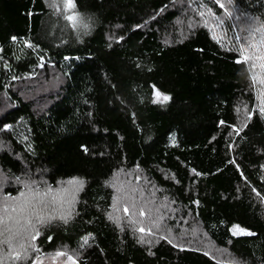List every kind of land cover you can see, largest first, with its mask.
Wrapping results in <instances>:
<instances>
[{
  "label": "trees",
  "instance_id": "1",
  "mask_svg": "<svg viewBox=\"0 0 264 264\" xmlns=\"http://www.w3.org/2000/svg\"><path fill=\"white\" fill-rule=\"evenodd\" d=\"M74 3L80 30L45 0H0V190L33 175L86 182L75 218L38 229L26 264L56 251L77 264H264V116L242 126L236 109L254 108L257 89L232 50L264 0H221L231 16L215 0ZM154 89L170 99L154 103ZM121 171L152 235L108 219Z\"/></svg>",
  "mask_w": 264,
  "mask_h": 264
},
{
  "label": "snow or ice",
  "instance_id": "2",
  "mask_svg": "<svg viewBox=\"0 0 264 264\" xmlns=\"http://www.w3.org/2000/svg\"><path fill=\"white\" fill-rule=\"evenodd\" d=\"M228 4H232L233 0H227ZM216 5L220 9H223L225 14L231 16L232 13L228 10L225 3H221V0H215ZM63 8L66 13L65 19L73 26L76 27L79 21V13L75 12V3L74 0H62ZM208 14L213 15L212 10H207ZM204 15V13H200ZM244 27L241 29V35L234 37L232 50L237 52L238 55L234 62L236 64H244L246 70L249 72L250 87L257 89V105L249 109L247 105H242L236 110L240 112L243 116V125L246 126L247 122L250 121L253 117V114L258 111L260 115L264 116V20L259 18L248 17L243 22ZM13 40L16 37H12ZM27 43V42H25ZM30 46V45H29ZM154 103H164L167 102L170 97L161 93L159 90L154 89ZM221 124H224L225 121H221ZM240 128H235L234 131L239 134ZM84 151H87L84 148ZM234 162V161H233ZM195 171V170H193ZM199 175V173H196ZM117 181L119 177L117 176ZM139 176L136 177V180L139 181ZM17 183H21V178H16ZM70 183L74 184L77 188V191H83L85 186V180L74 178ZM124 182L120 181L115 185V194L113 196V210L116 212V215H113L112 212L108 214V219L112 220L118 226L120 222L123 221L125 225L131 226L134 231H137L144 236H149L153 234V228H158L160 225L154 221L151 222L150 227L143 226L145 220L143 218L148 217L150 219L151 212L146 211L144 207L140 206V201L136 200L135 194L140 189L136 187H123ZM255 191V189H253ZM3 195V193H0ZM24 192H19V196L7 195L4 198L10 200H17L21 197H24ZM122 212V215L120 214ZM71 218V213L68 214V219ZM233 235H253L250 231L242 228L239 225H233L232 229ZM40 236V231L36 230L30 238V252L39 253V249L35 245L37 237ZM89 236H84L83 243L81 247L87 245ZM51 239V237H49ZM171 242V241H169ZM207 255V253H205ZM9 256L13 261H23L26 264L29 258V252L26 249L25 245H21L20 248L14 249L11 243H9ZM56 257H65L70 264H77V260L74 258L75 254L67 255L63 251H58L55 253ZM32 264H43V262L37 256V259L32 261Z\"/></svg>",
  "mask_w": 264,
  "mask_h": 264
},
{
  "label": "clouds",
  "instance_id": "3",
  "mask_svg": "<svg viewBox=\"0 0 264 264\" xmlns=\"http://www.w3.org/2000/svg\"><path fill=\"white\" fill-rule=\"evenodd\" d=\"M74 178L83 179L76 175L58 176L52 182L47 175L22 177L12 196H19L21 191L25 195L17 200L5 199L8 194L0 190V264L21 262L10 258L9 243L17 250L25 245L30 256V238L36 230L54 222L68 224L75 218L81 192L70 183Z\"/></svg>",
  "mask_w": 264,
  "mask_h": 264
},
{
  "label": "rangeland",
  "instance_id": "4",
  "mask_svg": "<svg viewBox=\"0 0 264 264\" xmlns=\"http://www.w3.org/2000/svg\"><path fill=\"white\" fill-rule=\"evenodd\" d=\"M45 3L53 13V16L51 17L53 21L55 19H59V18L65 19L66 13H65L64 8H63L62 0H45ZM55 26L56 25H54V27ZM83 27H85V24L79 18L77 26L74 28L80 30V28H83ZM127 175H129V174H126L125 171H121V172L117 173V175L114 177V179L112 181V186H113L114 192H115V185L117 183H119L120 181L124 182L123 187H128ZM117 176L119 177V181H117V179H116ZM112 206H113V204L111 205L110 212H112L113 215H116L117 213L114 212ZM56 252H58V251H56ZM63 252H65L67 255H71L69 252H66V251H63ZM55 253L49 254V255L43 256V257L39 256V259L43 262V264H70V262H68L66 260V256L65 257H56ZM35 259H37V257Z\"/></svg>",
  "mask_w": 264,
  "mask_h": 264
}]
</instances>
